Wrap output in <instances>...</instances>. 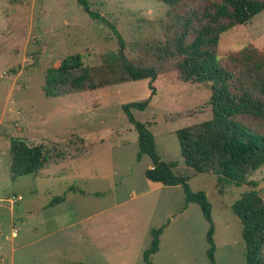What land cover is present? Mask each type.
<instances>
[{"label": "rangeland", "instance_id": "374dc122", "mask_svg": "<svg viewBox=\"0 0 264 264\" xmlns=\"http://www.w3.org/2000/svg\"><path fill=\"white\" fill-rule=\"evenodd\" d=\"M88 1L90 10L114 25L131 63L158 70L155 93L150 97L149 79L119 80L109 68L110 54L119 47L115 32L77 0H0V264H143L150 230L162 225L154 264H211L209 225L199 205L185 203L182 185L145 177L151 160L146 154L137 159L138 134L122 107L150 97L144 109L131 113L152 132L162 160L180 158L175 131L211 117L210 90L180 81L177 58L161 60L149 48L170 36L169 15L207 0L174 7L159 0ZM248 44L264 52V9L223 32L216 50L221 56ZM69 54L82 55L107 84L46 97L47 68ZM236 119L264 130V121ZM12 138L43 144L52 155L38 175L10 173ZM247 179L256 181L264 199V165ZM187 184L210 202L215 264H246L231 205L248 186L219 194L210 173ZM63 193L64 200L48 205Z\"/></svg>", "mask_w": 264, "mask_h": 264}, {"label": "trees", "instance_id": "16d2710c", "mask_svg": "<svg viewBox=\"0 0 264 264\" xmlns=\"http://www.w3.org/2000/svg\"><path fill=\"white\" fill-rule=\"evenodd\" d=\"M159 1L174 7L183 0ZM77 3L92 19L107 24L118 38L119 47L110 54L109 68L119 74L121 81L149 79L151 97L155 93L152 81L158 70L153 65L131 63L123 53V40L114 25L100 13L90 10L88 0H77ZM263 9L264 0H207L169 15L166 29L171 32L170 36L163 42L151 44L149 50L157 58H177L174 67L180 81L210 90L211 117L175 131L180 146L179 159L162 160L152 132L131 113L133 108L144 109L150 97L122 104L138 134L137 159L146 154L151 160L144 171L145 177L163 185H182L185 203L199 205L209 225L206 240L211 264H215L211 205L204 191L193 192L187 184L190 178L205 173L216 175L219 194L229 186H248L232 203L231 210L240 224L246 264H264V199L255 188L256 181L247 179L249 173L264 165V130L253 129L236 119L241 116L264 121V52L252 44L221 56L216 50L223 32L247 22ZM107 82L94 76L82 55L69 54L59 65L47 68L43 94L46 97L63 96L71 91L100 88ZM9 153L12 159L9 170L13 177L38 175L52 158L43 144H27L18 138L10 139ZM62 200L64 193L48 205ZM163 227L150 230V244L142 253L143 264H154L151 256L159 249ZM64 264L84 263L70 261Z\"/></svg>", "mask_w": 264, "mask_h": 264}, {"label": "built area", "instance_id": "2783aa9c", "mask_svg": "<svg viewBox=\"0 0 264 264\" xmlns=\"http://www.w3.org/2000/svg\"><path fill=\"white\" fill-rule=\"evenodd\" d=\"M19 198H20V196L17 199H19Z\"/></svg>", "mask_w": 264, "mask_h": 264}]
</instances>
